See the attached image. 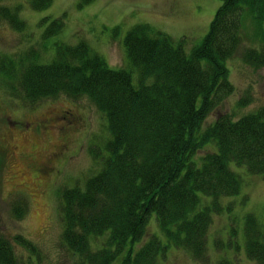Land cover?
<instances>
[{
  "label": "trees",
  "instance_id": "1",
  "mask_svg": "<svg viewBox=\"0 0 264 264\" xmlns=\"http://www.w3.org/2000/svg\"><path fill=\"white\" fill-rule=\"evenodd\" d=\"M51 2L31 0L30 6L41 11ZM17 9L0 8V22L21 33L25 24ZM244 15L259 32L264 0H223L207 35L188 53L184 39L135 26L124 48L138 74L136 87L132 72L109 69L83 43L56 42L54 56L29 50L17 61H0L2 84L12 98L34 105L58 96L86 97L105 118L109 137L102 166L83 188L59 193L62 241L78 257L76 264H160L169 247L204 262L212 215L223 210L220 199L240 191V177L229 165L264 181V108L237 121L219 115L205 129L201 125L234 90L225 64L241 45ZM47 20L44 37L57 35L62 19ZM260 36L261 52L243 54L255 67H264L263 31ZM152 215L165 244L152 236L142 243ZM245 223L246 254L264 264L259 225L251 216ZM16 242L35 252L20 237ZM0 264H17L2 239Z\"/></svg>",
  "mask_w": 264,
  "mask_h": 264
},
{
  "label": "rangeland",
  "instance_id": "2",
  "mask_svg": "<svg viewBox=\"0 0 264 264\" xmlns=\"http://www.w3.org/2000/svg\"><path fill=\"white\" fill-rule=\"evenodd\" d=\"M51 1L50 7L41 11L31 8V0L0 2V8H18V17L25 24L20 33L0 22V61H17L29 50L54 56L52 46L56 42L83 43L94 56L102 57L108 68L132 72L134 87L138 86V74L129 67L124 48L131 29L146 25L174 41L185 39L188 53L203 41L223 4V0H91L79 6L81 0ZM43 19H62V30L44 37L49 22L42 23ZM251 30L260 37L262 30L258 32L244 15L240 48L225 64L234 90L202 122L203 129L219 115L237 121L264 108V67L243 60L246 50L261 52L262 43ZM51 59L46 57L45 61ZM16 99L2 84L0 73V239L10 244L17 264H76L78 257L62 241L59 193L76 186L83 188L85 179L102 166L109 137L105 118L86 97L71 100L58 96L31 106L17 99L23 104L20 109ZM65 112L74 121L63 132L49 128L41 137L36 130L26 132L23 127L47 113L61 118ZM40 160L47 166L37 164ZM229 168L240 177V191L237 196L220 199L223 210L212 215L205 261L197 262L184 250L169 247L162 264H255L246 254L243 230L245 218L251 216L264 238V181L234 164ZM145 236L142 243L151 236L166 243L153 215ZM18 237L31 244L35 252L17 243Z\"/></svg>",
  "mask_w": 264,
  "mask_h": 264
},
{
  "label": "flooded vegetation",
  "instance_id": "3",
  "mask_svg": "<svg viewBox=\"0 0 264 264\" xmlns=\"http://www.w3.org/2000/svg\"><path fill=\"white\" fill-rule=\"evenodd\" d=\"M64 114L65 115L60 118L59 116L56 117L51 113H47V115L45 114L42 117L36 119L35 122H29L25 126L23 124L22 125L25 128L26 132L36 130L35 134H38L41 137H43L44 133L46 134L49 128H55L58 130V132H63L65 129L71 128L74 121V118L70 113L65 112ZM58 121L63 122V125L59 126ZM38 123L39 125L37 126ZM40 163H43L42 160H40V162H37V164ZM44 166L46 167L47 165L44 164ZM41 174H44V172H41Z\"/></svg>",
  "mask_w": 264,
  "mask_h": 264
},
{
  "label": "bare ground",
  "instance_id": "4",
  "mask_svg": "<svg viewBox=\"0 0 264 264\" xmlns=\"http://www.w3.org/2000/svg\"><path fill=\"white\" fill-rule=\"evenodd\" d=\"M258 225H259V224H258V222L256 221V226H258ZM243 233H246V229H245V227H244Z\"/></svg>",
  "mask_w": 264,
  "mask_h": 264
}]
</instances>
